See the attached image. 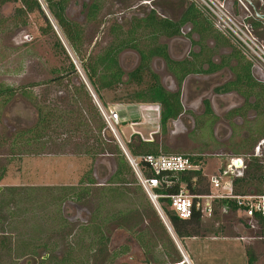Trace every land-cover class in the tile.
Instances as JSON below:
<instances>
[{"label":"rangeland","instance_id":"374dc122","mask_svg":"<svg viewBox=\"0 0 264 264\" xmlns=\"http://www.w3.org/2000/svg\"><path fill=\"white\" fill-rule=\"evenodd\" d=\"M91 1L66 0V16L79 25L82 33L76 44L77 53L74 52V47L66 39L57 21L48 10L47 0H39L45 17L39 11H33L16 18L14 16L15 9L20 6L19 2L0 4V88H16L14 95L10 98L7 97L9 93L0 94V172H3L2 179H0V190L8 186L76 185L90 168H93L92 176L96 178L98 185H103L114 169L112 157L106 154L94 159L90 157V153L84 154L83 149L87 148V150L93 151L97 148L98 142H111V139L125 148V142L133 134H137L143 140L157 142L160 148L166 147L168 153H190L201 156L205 154L203 156L208 158L204 166L207 175L219 167L220 162L222 165L226 162L224 160L228 159L227 157L235 155V152H241L240 155L247 160L253 149L245 148L239 145V142L247 136L248 130L256 128L255 124L258 120L260 123H264V112L262 115L257 114V117H254V112L248 111L245 113L243 121L238 117L227 120L220 117L214 119L210 127H201L199 132L179 130L169 122L166 131L162 133L159 125L160 108L157 104L123 101L127 97V93L140 86L144 87L150 82L146 74L141 85L133 82L131 85L120 84L112 89L100 91V95L107 104L105 108L114 105L120 106V104L153 108L150 111L144 110L142 117H139L136 112L141 111L135 107L133 120L116 126L117 136L106 127V124H103L100 114L98 117L97 113L88 112L85 96L83 93L75 91V88L79 86V81L82 80L88 90L92 91L91 95L95 94V99L98 102L99 99L84 77L80 60L82 57L94 56L102 52L111 42L110 26L114 22H118L126 27L132 17H142L151 8L156 9L160 16L177 20L185 6L188 5L187 0H98L101 10L96 19L91 20L87 18L86 9L83 6ZM254 2L256 4L260 0H254ZM48 23L52 29L43 33V28ZM190 28L192 25L188 23L182 26L183 33L181 35L183 38L187 37L185 34L189 33ZM189 38L196 41L198 34L195 32ZM222 41L216 39L217 44H221V46H217V54L226 55L231 50V46L227 42H225L226 44L221 43ZM203 42L207 48L213 42V38L208 37ZM167 43L169 44V41ZM135 55L130 49L119 55L125 72L136 66ZM153 62L151 59L150 68L159 74L164 86L166 87L167 82L171 84V76L164 67L163 61ZM70 63L75 66L78 78L75 75L68 76L59 82L52 81L28 87L34 82H45L57 74L66 73ZM106 63L107 61H105ZM223 71L224 76L231 77L229 70L224 69ZM18 87L22 88L17 90ZM36 104L46 111L49 110L45 111L46 115L43 117L46 121L44 128L40 129L45 137H41L39 141L25 147L16 134L25 132L39 123L40 118ZM140 108L142 109V107ZM67 110L72 112H65ZM79 120L88 125L90 132L84 133L86 128L83 124L77 125ZM216 121L227 127V136L223 130L218 128L217 131V127L213 126ZM101 125L102 128L98 132V127ZM212 129L215 134L217 133L216 140L213 138L215 136H213ZM70 130L75 132L70 134ZM71 135L73 137L68 139ZM24 136H28V134H24ZM63 140V143L69 142L64 145ZM78 143L82 148H76V145L79 146ZM213 154H220V157H215ZM204 177L205 179L199 183L200 189L209 186V184L207 185L209 177ZM250 191L253 192L254 188H250ZM41 207L36 208L35 213L28 216L27 214L21 215L18 227L23 236L30 232L29 226L42 220L44 212ZM92 209L93 204L88 201L82 203L67 201L64 203L63 216L68 220L72 235H65L66 231L65 234L62 232L53 235L55 242H58L56 252L62 250L67 242H73L74 231H77L81 224L89 221ZM218 217L221 229H216L217 235L207 231L205 238H186L183 241V247L179 243L192 263L248 264L246 250L251 249L256 256V260L252 264H264V229L243 231L241 219H238L236 214L228 216L218 214ZM208 223L211 222L206 221V225ZM108 232H110V241L107 245L109 251L121 249L124 245L129 246L130 251L104 264H121V262L145 264V256L133 243L127 232L117 230L113 226L108 228ZM241 236L244 239H241ZM26 238L23 237V239ZM49 238L51 237L46 234L38 242L41 244L53 242V239ZM36 252L37 254L33 257L13 255L12 260L7 256L5 263L38 264L40 257H46L47 254L42 247L36 249ZM89 264L96 263L90 262Z\"/></svg>","mask_w":264,"mask_h":264},{"label":"trees","instance_id":"16d2710c","mask_svg":"<svg viewBox=\"0 0 264 264\" xmlns=\"http://www.w3.org/2000/svg\"><path fill=\"white\" fill-rule=\"evenodd\" d=\"M6 2L20 3V6L15 9L14 16L16 18L33 11H39L45 17L39 0H0L2 5ZM187 4L180 19L176 21L160 16L156 9L151 8L142 17H132L126 27L114 22L109 28L111 42L103 51L94 56L81 58L80 66L84 77L97 94L103 107H106L107 104L100 95L101 90L112 89L120 84L131 85L133 82L141 85L146 74L150 82L144 87L140 86L127 93V97L123 101L157 104L160 108V131L162 133L166 131L168 121L179 114L182 106L179 101V93H171L162 87L157 74L150 68V60L153 56L165 58L168 61L170 70L181 81L190 72L207 71L203 68V65L204 63L210 64V58L196 57V61L199 63L198 66L187 61L179 64L169 61L166 46L159 44V37L178 35L181 27L187 23L191 24L193 30L199 35L202 49H205L203 42L205 39L208 37L217 39L218 36L217 29L211 19L193 2L188 0ZM47 5L66 39L74 47V52L77 53L76 44L79 42L82 33L79 25L69 20L65 15L66 0H47ZM87 8L88 18L95 20L101 10V4L98 0H92ZM48 29H52L50 24L47 28H43V33H47ZM128 49L135 50L138 53L139 62L133 71L126 74L119 63V55ZM236 60L237 67L234 69L236 80L232 84L251 83L255 86L256 82L250 71L252 63L243 54L236 57ZM105 61H107L106 64ZM74 75L78 78L75 66L70 63L69 70L66 73L57 74L45 82H34L29 84L28 87L47 84L52 81L59 82L68 76ZM125 75L126 79L124 78ZM21 88L18 87L17 90ZM15 89L11 87L0 88V94L9 93L7 97L10 98L14 95ZM75 91L83 93L85 96L88 112L97 113L96 115L99 117V109L91 95L92 91L88 90L82 80L79 81V86L75 88ZM36 110L39 113V123L25 132L16 134L25 147L39 141L41 137H45L40 129L44 128L46 121L43 117L49 110L46 111L37 104ZM65 112L72 111L67 110ZM78 123V126L80 124L85 126L86 131L84 133L90 132L86 123L81 120ZM103 124L105 123L103 122ZM102 125L98 127V132ZM74 132V130H70L69 133ZM24 134H28V136H24ZM72 137L73 135L69 136L68 139ZM255 141L254 138L251 144H254ZM67 143L63 144L66 145ZM79 146L76 145V148H82L81 144ZM96 147L95 150H91L92 152L84 148L83 153H90V157L94 159L109 154L114 162L113 172L104 181L103 185H98L96 178L92 176L93 168H90L76 185L54 187L8 186L0 190V264H6L5 258L7 256L8 258L13 255L33 257L37 254L36 249L40 247L45 250L47 256H41L38 264H89L90 262L104 264L110 262L129 250V246L125 245L121 249L108 250L107 245L110 241L108 228L112 226L117 230L127 232L150 264H184L182 263V255L176 246V241L183 247L182 244L186 238H205L207 231L217 235L216 229H221V225L218 223V214L211 219H206L201 212L194 211L190 218L183 219L171 208L169 198L160 199L163 220L139 184L120 145L114 139H111V142H98ZM125 149L131 156L168 153L166 147L160 148L157 142L143 140L137 134H133L125 142ZM146 175H149L148 172H146ZM2 176L3 172H0V179H2ZM194 176L197 178L198 183L205 179L198 171L182 177L192 190L194 188H192L189 181ZM232 184L236 193L250 192V188H254L255 192L264 193V165L259 163L257 158L248 157L243 176L233 178ZM175 190L176 187L165 188V191L169 193ZM199 191L208 192L209 187L199 189ZM67 201L80 203L88 201L93 204V209L89 221L81 224L78 230L74 231L75 233L73 232V242H67L62 250L56 252L58 242H55L53 235L62 232L65 234V231V235H72L68 220L63 216V205ZM223 202L220 201L219 204ZM40 206H42L44 212L42 220L29 226L30 232L23 236L18 227L21 215L27 214L28 216L35 213L36 208ZM33 217L36 218L37 216ZM206 221L211 223L206 225ZM256 225V230L264 229V219H258ZM168 226L171 230H168ZM246 226L248 227V225ZM46 234L51 237L49 239H53V242L39 243L38 241ZM23 237L27 238L23 239ZM19 239L21 240L19 241ZM246 254L248 264L254 263L256 256L251 249H247Z\"/></svg>","mask_w":264,"mask_h":264},{"label":"flooded vegetation","instance_id":"af4514ba","mask_svg":"<svg viewBox=\"0 0 264 264\" xmlns=\"http://www.w3.org/2000/svg\"><path fill=\"white\" fill-rule=\"evenodd\" d=\"M218 1L223 3L229 14L241 26H243L247 31L254 34L259 41L264 43V0H260V2L256 4L254 0H218ZM89 4L90 2L83 5L86 9L87 18H88L87 7ZM66 10L67 8L65 9V15H66ZM49 11L52 17L55 19L52 11L51 10ZM180 17L177 20H179ZM216 29L218 33L217 38L219 40L224 41V42L222 41L221 43L227 42L231 46L230 48L231 50H229L228 53L225 52L227 53L226 55H219L220 53L217 54V46L218 45L221 46V44L220 43L217 44L215 38H213V42L211 43V45L209 47L207 46V49L206 47L205 49L201 48L199 35L196 41H192L191 38L189 37H191V35L195 33L193 28L189 29L190 31L189 33L185 34L187 35V37L185 38H183V36L181 35L183 33L181 27L180 33L178 35L172 37L161 36L158 39L159 44L166 46V54L168 56V60L173 61L177 64L187 61L190 62L192 65L198 66L199 63L196 61V57L203 56L210 58V64L204 63L203 65V68L207 69V71L190 72L186 74L181 81H179L174 75V73L170 70L168 61L165 58L161 56L152 57L154 62L163 61L164 67L167 69V71L171 76L170 82L173 85L167 82V84L165 83L166 84L165 87L159 74H157L154 71V73L157 74L159 78V82L162 85V87H164L165 90L171 93H179V101L182 106L181 110L174 119H170L168 121V123L170 122L175 128H178L179 130H188V131L190 130L192 132H199L201 127H206V126L210 127L211 122H213L214 119L216 120L217 118L220 117L226 120L238 117L243 121V117H245V113L248 111L254 112V117L255 116L257 117V114L260 116L262 115V112H264V104H262V101H264V81L262 80L264 79H260V77L255 76L253 74V69L255 67L253 66L252 60L246 54H244L238 48V46L234 42H232L231 39L222 30H220L219 28ZM168 41L169 44L167 43ZM174 47L176 48L173 49ZM133 53L136 54L135 55L136 66L132 70L126 72V74L133 71L138 65L139 55L135 50H133ZM242 54L252 63V67L250 71H251V76L254 78L256 82L255 86H253L251 83L232 84L236 80V76L234 73V69L235 67H237L236 57H240ZM120 61L121 59L119 60V62ZM121 67L123 69L122 65ZM224 69L230 71L231 77L223 75ZM262 77H264V75H262ZM124 78L126 79V75L124 76ZM166 81H168L167 78ZM255 125H257L256 128L252 130H248L247 136L244 137L239 142V145L245 148L253 149L249 157L257 158L259 163L264 165V123H260V121L258 120ZM213 126L217 127V131L218 128L223 130L225 136H227V127L222 125L221 122L218 123V121H216L215 123H213ZM213 131L214 130L212 129V132ZM213 136H215L213 137L214 140L218 138L217 133L215 134L213 132ZM254 138L256 139L255 141L256 144L255 143L251 144ZM240 154L241 152H235V155H232L231 157H227L228 159H225L224 161H227L234 157H240L244 159L246 166V159L244 158V156ZM203 155L202 156L200 155L201 156L200 158L204 160V162H206L207 161L206 159L208 158L206 156L204 157ZM213 155H215V157H220V154H213ZM242 229L243 231H247V232L256 231V228H249L247 226H244ZM240 238L244 239L243 236H241ZM133 243L136 244L134 241ZM129 251L130 248L127 253H129ZM144 260L147 259L145 258ZM122 263L129 264L128 262H121V264ZM182 263L188 264V258L186 261H184V258L182 256ZM148 264H150L149 261Z\"/></svg>","mask_w":264,"mask_h":264},{"label":"built area","instance_id":"2783aa9c","mask_svg":"<svg viewBox=\"0 0 264 264\" xmlns=\"http://www.w3.org/2000/svg\"><path fill=\"white\" fill-rule=\"evenodd\" d=\"M189 1L196 4L211 19L214 26L222 30L252 60L258 72L264 75V43L241 26L229 14L222 2L218 0ZM92 96L95 99L94 93ZM95 102L103 122L115 136H117V125L133 120L135 107L141 111L136 112L139 117H142L144 110L153 109L149 106L121 104L105 108L96 99ZM119 145L139 184L163 220L161 198H169L171 208L183 219L190 218L194 211L201 212L206 219H211L217 214L222 216L236 214L238 219H241L242 226L248 225L249 228H256L258 219H264V193L255 191L236 193L233 190V178L243 175L245 168L243 158H231L207 175L204 167L206 162L200 158L199 154L157 153L131 156L121 144ZM194 171L209 177L208 192L199 191V183L195 176L189 181L193 190L182 179L183 176ZM146 172L149 175H146ZM173 187H176L174 192L165 191V188ZM220 201L224 202L219 204ZM168 230H171L169 226ZM184 261H186L185 257Z\"/></svg>","mask_w":264,"mask_h":264},{"label":"crops","instance_id":"0c3cea01","mask_svg":"<svg viewBox=\"0 0 264 264\" xmlns=\"http://www.w3.org/2000/svg\"><path fill=\"white\" fill-rule=\"evenodd\" d=\"M176 246H177L178 250L180 251L181 255H182V253H183L185 256H187V258H188V264H193L192 261H191V259H190V258L188 257V255L183 251V248L180 246L179 242H177V241H176ZM181 248H182V249H181ZM184 264H185V263H184Z\"/></svg>","mask_w":264,"mask_h":264},{"label":"water","instance_id":"95a60500","mask_svg":"<svg viewBox=\"0 0 264 264\" xmlns=\"http://www.w3.org/2000/svg\"><path fill=\"white\" fill-rule=\"evenodd\" d=\"M225 8H226V7H225ZM253 74H254L255 76L260 77V79H264V77H262V75L256 70V68L253 69ZM262 81H264V80H262ZM144 262H145V264H148V260H144Z\"/></svg>","mask_w":264,"mask_h":264},{"label":"bare ground","instance_id":"6f19581e","mask_svg":"<svg viewBox=\"0 0 264 264\" xmlns=\"http://www.w3.org/2000/svg\"><path fill=\"white\" fill-rule=\"evenodd\" d=\"M183 255H184V254H183ZM183 255H182V256H183ZM184 257L186 258V256H183V258H184ZM186 260H187V258H186Z\"/></svg>","mask_w":264,"mask_h":264}]
</instances>
